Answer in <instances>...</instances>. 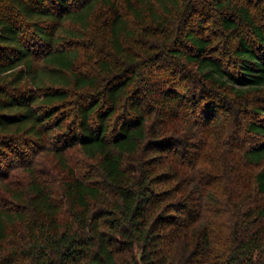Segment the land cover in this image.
<instances>
[{"label": "trees", "instance_id": "16d2710c", "mask_svg": "<svg viewBox=\"0 0 264 264\" xmlns=\"http://www.w3.org/2000/svg\"><path fill=\"white\" fill-rule=\"evenodd\" d=\"M0 264H264V0H0Z\"/></svg>", "mask_w": 264, "mask_h": 264}]
</instances>
